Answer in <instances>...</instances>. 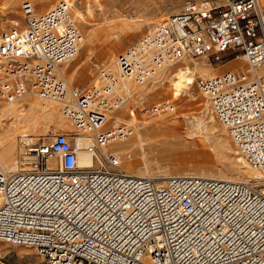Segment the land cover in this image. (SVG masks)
Returning a JSON list of instances; mask_svg holds the SVG:
<instances>
[{"label": "built area", "instance_id": "1", "mask_svg": "<svg viewBox=\"0 0 264 264\" xmlns=\"http://www.w3.org/2000/svg\"><path fill=\"white\" fill-rule=\"evenodd\" d=\"M13 24L0 35V104L29 97L56 103L75 134L23 147L25 170L0 173V242L31 248L47 264H264V178L159 183L132 176L105 152L133 134L112 119L129 102L146 119L175 111L172 101L150 103L132 84L144 86L183 60L219 62L230 54L247 69L197 77L195 85L238 153L264 177L258 0H184L116 56V72L100 66L84 88L61 71L84 40L72 2L41 13L25 2ZM83 152L94 166H78Z\"/></svg>", "mask_w": 264, "mask_h": 264}, {"label": "rangeland", "instance_id": "2", "mask_svg": "<svg viewBox=\"0 0 264 264\" xmlns=\"http://www.w3.org/2000/svg\"><path fill=\"white\" fill-rule=\"evenodd\" d=\"M58 1L59 0H0V35L9 30L14 25L13 23L19 20L23 3H31L35 6L37 13H41L53 7ZM69 1L73 3V12L78 19V25L84 35L85 41L83 48L76 57V61L70 65L68 70L64 69L63 71V66L61 71L65 79L70 81L68 76L71 72L70 70L75 66L83 65V76H73L72 81L69 83L72 87L79 88L92 85L96 78L98 67L112 65L120 52L143 34L150 31L155 24L164 17L173 13H178L182 9L184 3V0H138L144 5L141 7V4H139L137 0ZM134 21L142 25H136L137 27L134 26L133 29L132 23ZM125 25H130L132 29L124 27ZM239 58H236L235 55L227 54L219 62L213 59L205 60L203 58L187 59L185 62H179L167 70L168 72L165 76L164 72L160 75L161 78H155L144 89V96L148 98L150 103L159 102L161 100L172 101L176 105L174 111L176 113L174 115L175 117H167L166 120H164V122H166L164 124L158 117L145 119L139 113V110H133L132 107L129 106V108L134 111V123L142 124L144 122H150L153 128H149L148 138L157 139L158 142L164 145L162 144L163 146H161V149L160 147H145L143 153L140 152L138 148H133L117 154L122 158V168L129 174L145 172L148 178L154 179L159 183L166 180L156 179L158 175L168 176V178H170L186 174L203 175L205 177L214 176L215 178L223 176L236 180H242L244 178L242 181L246 182L252 180L262 181V179H258L259 177L247 178V175L235 174L234 170L237 168L244 169L246 167V162L242 159L227 134H223L225 130L221 124L215 118H213L212 122H208L207 101L195 85L197 77H202L199 73L193 72V67H195V65L205 63L204 65L210 68L212 75L213 71L214 74H220L230 70L239 72L245 71L247 66L244 60L240 62L238 60ZM231 67L236 68L233 69ZM189 70L193 73L187 75L186 72ZM209 75L210 74L206 76ZM155 80L162 81L155 85ZM174 86L178 90L177 97H173ZM34 100L38 101V99L32 97L18 103L23 104L28 110L29 101ZM2 105L3 104L0 106ZM126 110L125 108L120 113L113 116L115 123L116 121H121L129 126L131 118L125 113ZM56 111L59 113L58 108H55V112ZM57 113H53L49 118L42 119L39 112L35 111L32 114L27 112V115H30V119L18 126L17 130L20 132L17 131L15 134L16 159L24 163V161L21 160V155L25 146H33L41 142H48L52 136L57 133L66 134L68 136L75 134L74 128L66 120L64 123L61 121L63 123L62 126L57 124L59 118H62ZM0 116L1 135L4 129L13 128V126H15V124H13L15 119L11 121V118L2 117L1 110ZM124 116L125 118H123ZM198 121L210 123L212 129L210 131H206L203 127L198 129ZM28 131H30L29 134L27 133ZM24 132H26V136ZM173 132L175 136H167V134H172ZM1 137L2 136H0V138ZM188 137L192 140L184 141V139ZM220 138H223L225 142L220 144L221 146L217 144ZM129 143L130 141L126 144ZM174 146L176 148H174ZM111 152H113L112 149ZM128 162L132 164L131 167L127 165ZM21 168H26V165L21 166ZM0 264L47 263L31 248L0 242Z\"/></svg>", "mask_w": 264, "mask_h": 264}, {"label": "bare ground", "instance_id": "3", "mask_svg": "<svg viewBox=\"0 0 264 264\" xmlns=\"http://www.w3.org/2000/svg\"><path fill=\"white\" fill-rule=\"evenodd\" d=\"M67 1V0H65ZM69 1V0H68ZM71 2V1H70ZM137 2L139 4H141L140 1L137 0ZM141 7L144 6V5H140ZM52 8V7H51ZM76 17V15H75ZM77 19V18H76ZM78 20V19H77ZM131 20V19H130ZM134 20V19H133ZM132 22V21H131ZM155 22V21H154ZM157 22V21H156ZM133 29H134V26L136 25H142V24H137V22H133ZM130 26V25H129ZM128 25H125L124 27L128 28V29H132L131 26L129 27ZM137 27V26H136ZM111 29V28H110ZM114 30V29H112ZM84 36V35H83ZM84 41H85V38L83 40V43H82V46H81V49L83 48V45H84ZM80 53V52H79ZM79 55V54H78ZM240 62H242L244 59L241 57L238 59ZM76 61V58L64 63L61 68L63 67V71L64 69L65 70H68V68L70 67V65ZM116 61V60H115ZM115 61L112 65H109L107 67H110L113 71L116 72V64H115ZM186 60H183L182 62H185ZM188 63V62H186ZM185 63V64H186ZM111 64V63H110ZM205 64V63H204ZM204 64H198V65H195V67H193V72H197L199 73L202 77H209V76H212V72L210 70V68H208L206 65ZM82 66L83 65H79V66H75L73 69H71L70 73H69V80H67L68 83H70L73 79V76H83V73H82ZM175 66V65H173ZM173 66L165 69L163 72H161L157 77V79L161 78V74H163L164 72V76L166 75V73L168 72L167 70H169L170 68H172ZM233 69H235L236 67H231ZM193 72H191L190 70L186 72L187 75H190L192 74ZM184 74V73H183ZM210 74L209 76H206ZM213 75H214V71H213ZM163 76V77H164ZM154 78V79H155ZM153 79V80H154ZM151 80L149 83H147L146 85L144 86H137V85H134L132 84V90L136 93V94H139L141 96H144L145 95V91L144 89L153 81ZM95 81V80H94ZM156 81V80H155ZM162 80H157L155 82V85L156 83H161ZM174 90V94H173V97H177L178 96V90L176 89V87L174 86L173 88ZM146 97V96H145ZM29 98H32V97H29ZM27 99V98H26ZM35 99V98H34ZM38 99V98H36ZM25 100V99H24ZM207 101V100H206ZM206 104L208 105V108H207V115H208V122H212L213 121V118L214 115L210 109V106H209V103L208 101L206 102ZM1 105V104H0ZM132 105V102H129V104L127 105L128 107H126V114L130 116L131 120H130V124H129V127L132 128L133 130V134L132 136L126 141V142H123V143H118V144H115V145H112L110 148H108L107 150H105V152H111V149L113 150V154L117 155L119 153H123L124 151H127V150H131V149H136L138 148L140 150V152H144L145 150V147L149 148V147H153V148H157V147H160L161 149V146H163L161 144V142H158L157 139H149L148 138V131H149V128H153L152 124H150V122H144L142 124H136L134 123V113L133 111L129 108V106ZM132 107V106H131ZM207 107V106H206ZM55 108H58L59 110V107L57 106L56 103H53V102H50V101H47V100H41V99H38V101L34 100V101H29V106H28V110L23 106V104L21 103H18V102H15V103H10V104H3L2 106H0V110L2 112V117H5V118H11V121L12 119H15V122L13 121V124H15V126H13V128H6L4 129V131L1 133L0 136H2L0 138V173H16V172H20V171H23L25 170L24 168H21V166H23V163H21V161H19L18 159L15 158V151H16V137H15V134L18 132H20L19 130H17V127L22 125L23 123H25L26 121H28L30 119V115H27V112H29V114L33 113V112H39L41 114V118H49L50 116L53 115V113H57V111L55 112ZM176 108V107H175ZM124 110V109H123ZM52 111V112H51ZM121 112V111H120ZM118 112V113H120ZM25 113V114H24ZM118 113H115L113 112V115L112 116H115V114H118ZM54 114V115H55ZM60 115V117L62 118H59V121L57 122V124L59 126H62L63 123L65 122V118L63 116H61L60 112L57 113ZM176 113L174 112L173 114H166V115H160V116H157L158 119L162 120L164 122V120H166V118L168 117H173ZM110 115V118L112 117ZM1 117V116H0ZM155 117V118H157ZM175 117V116H174ZM64 119V120H63ZM112 119H114V117H112ZM146 119V118H145ZM152 119V118H151ZM63 123H62V122ZM67 121V120H66ZM114 121V120H113ZM68 122V121H67ZM121 121H116V123H119ZM168 122V121H167ZM166 122H164L165 124ZM173 124V123H172ZM171 126V125H170ZM73 127V126H72ZM173 127V126H172ZM198 129L200 128H204L206 131H210L212 129V126L210 123H204V122H199L198 121V125H197ZM16 129V130H15ZM170 129V128H169ZM172 129V128H171ZM3 130V129H2ZM24 131V130H23ZM25 133V136L27 135L26 132ZM28 134L30 133V131L27 132ZM174 132L172 134H167L168 137L170 136H175L173 135ZM223 134H227L225 131ZM166 135V134H165ZM228 136V135H227ZM193 137V136H192ZM177 139V138H176ZM185 140H192L191 138L189 139L188 138H185ZM128 141H130L129 144H126ZM183 141V140H182ZM181 141V142H182ZM180 142V141H179ZM223 138H220L219 139V142L217 144H223ZM232 142V141H231ZM160 143V144H159ZM225 143V142H224ZM227 143V142H226ZM153 144V145H152ZM168 144V143H167ZM175 144V142H174ZM172 144V145H174ZM233 144V143H232ZM180 145V144H179ZM234 145V144H233ZM168 146V145H167ZM221 146V145H220ZM170 147V146H169ZM168 147V148H169ZM223 147V145H222ZM228 147V146H227ZM171 148V147H170ZM174 148H176L174 146ZM178 148V147H177ZM137 149V151H138ZM165 149V148H163ZM172 149V148H171ZM170 149V150H171ZM177 150V149H176ZM237 150V149H236ZM118 156V155H117ZM241 156V155H240ZM120 160H121V164H122V158L119 156ZM127 159V158H126ZM243 159V158H242ZM244 160V159H243ZM242 160V161H243ZM240 161V160H239ZM51 162V164H50ZM246 167L244 169H241V168H237L234 170L235 174L238 175H247V178H258V179H263L264 177L257 173V172H254L248 165L247 163H245ZM48 165L49 167H52V161L50 160L48 162ZM94 166V162L93 160L90 158V156L86 153H81L78 157V166L79 167H90V166ZM127 165L129 167L132 166V164L130 162L127 163ZM140 169H145V168H140ZM147 173V172H146ZM132 176H136V177H141V178H148V176L145 174V172H137V173H132L131 174ZM227 175V174H226ZM239 175V176H240ZM258 175V176H257ZM175 177H193V178H207V179H214V180H224V181H228V182H246V181H242V180H236V179H232V178H228V177H223V176H220L219 178H215L214 176H209V177H205L203 175H190V174H186V175H180V176H175ZM172 178V177H170ZM150 179V178H149ZM156 179H162V180H167L169 179L168 176H163V175H158L156 177ZM164 182V181H162ZM160 182V183H162ZM263 194H264V191H263ZM2 202V198L0 196V204Z\"/></svg>", "mask_w": 264, "mask_h": 264}, {"label": "crops", "instance_id": "4", "mask_svg": "<svg viewBox=\"0 0 264 264\" xmlns=\"http://www.w3.org/2000/svg\"><path fill=\"white\" fill-rule=\"evenodd\" d=\"M52 2V1H51ZM259 6L263 9L264 11V0H258Z\"/></svg>", "mask_w": 264, "mask_h": 264}]
</instances>
